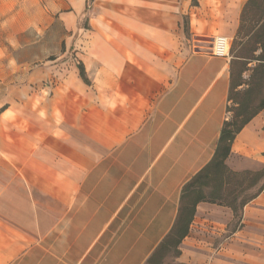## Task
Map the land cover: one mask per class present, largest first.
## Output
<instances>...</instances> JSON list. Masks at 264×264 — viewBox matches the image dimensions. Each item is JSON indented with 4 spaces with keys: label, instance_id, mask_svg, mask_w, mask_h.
Wrapping results in <instances>:
<instances>
[{
    "label": "crops",
    "instance_id": "1",
    "mask_svg": "<svg viewBox=\"0 0 264 264\" xmlns=\"http://www.w3.org/2000/svg\"><path fill=\"white\" fill-rule=\"evenodd\" d=\"M196 1L90 0L85 25L71 19L49 56L31 50L47 20L0 0V264H144L169 233L229 118L231 58L211 44L233 39L246 0ZM70 3L75 17L89 6ZM232 158L233 170L264 165V108ZM251 204L264 205V189ZM233 217L198 203L177 262L223 264L227 247L197 236L227 232Z\"/></svg>",
    "mask_w": 264,
    "mask_h": 264
},
{
    "label": "trees",
    "instance_id": "2",
    "mask_svg": "<svg viewBox=\"0 0 264 264\" xmlns=\"http://www.w3.org/2000/svg\"><path fill=\"white\" fill-rule=\"evenodd\" d=\"M192 4L197 1L192 0ZM183 30L189 35L188 24ZM230 53L228 101L232 105L228 104L226 111L232 116L223 122L211 160L182 187L175 223L144 264H163L168 256L180 255V244L189 232L198 203L228 207L240 218L244 206L264 189V166L233 170L226 164L236 135L264 108V0L243 4ZM78 68L88 81L81 63Z\"/></svg>",
    "mask_w": 264,
    "mask_h": 264
},
{
    "label": "rangeland",
    "instance_id": "3",
    "mask_svg": "<svg viewBox=\"0 0 264 264\" xmlns=\"http://www.w3.org/2000/svg\"><path fill=\"white\" fill-rule=\"evenodd\" d=\"M30 5L32 19H38V14H40V19L42 21L44 19L48 22V29L44 36L42 35V40H45V43L40 45V43L35 42L39 36H37L35 28H32V53L46 51L49 56L52 53L58 52L61 50L62 43L61 39L70 34L72 31L71 24L69 21L71 19H76L81 26L85 25V21L88 20L87 12L90 10L92 3L90 0H86L89 6L86 7L82 13L78 14L76 17L74 15L71 16L72 5L70 2L74 0H16V13L20 14L22 8H19V4ZM47 9V10H46ZM20 11V12H19ZM59 11V12H58ZM188 24L189 28V19L187 16L183 17V25ZM63 24V25H62ZM232 45V40H231ZM231 48V46H230ZM238 49V48H237ZM231 58V53H230ZM33 62H38L33 59ZM254 63H250L249 66H252ZM248 73L244 74L247 77ZM229 105H232L229 102ZM232 113H228V117L230 118ZM237 158H232L226 162L227 166L230 169H233L235 166V161ZM244 160V159H243ZM253 169L248 170H259L263 166H259L256 164L252 165ZM246 170V169H243ZM214 223V222H213ZM212 223V224H213ZM226 228L227 232H222L221 235H216L210 232L202 233L201 236H197V238H201L202 240L211 242L215 246L219 244H224L228 252L222 254L215 253V258L222 260L223 264H264V205L263 204H251L245 210H242L240 218L233 217V220L227 224ZM234 229L237 233L232 237L229 232L230 229ZM189 233V232H188ZM195 234L192 229L189 236H193ZM180 247L188 248L192 247L190 245L189 239L185 238ZM200 252H205L203 248L197 249ZM206 253V252H205ZM163 264H179L177 262V257L168 256Z\"/></svg>",
    "mask_w": 264,
    "mask_h": 264
},
{
    "label": "built area",
    "instance_id": "4",
    "mask_svg": "<svg viewBox=\"0 0 264 264\" xmlns=\"http://www.w3.org/2000/svg\"><path fill=\"white\" fill-rule=\"evenodd\" d=\"M231 41L225 36H216L211 44V52L217 56H230Z\"/></svg>",
    "mask_w": 264,
    "mask_h": 264
}]
</instances>
